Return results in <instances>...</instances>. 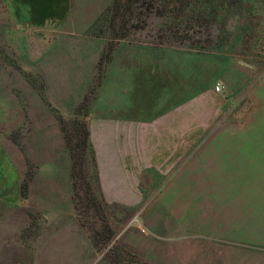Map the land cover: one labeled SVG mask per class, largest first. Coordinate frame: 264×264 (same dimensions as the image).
<instances>
[{
	"label": "rangeland",
	"instance_id": "rangeland-1",
	"mask_svg": "<svg viewBox=\"0 0 264 264\" xmlns=\"http://www.w3.org/2000/svg\"><path fill=\"white\" fill-rule=\"evenodd\" d=\"M113 1L0 0V142L21 174L19 188H61L66 207L62 224H48L34 202L31 222L11 226L18 262L26 245L32 264H264V0H136L116 16ZM118 32L203 55L225 86L224 112L196 153L166 172L138 171L136 212L103 199L89 136L82 165L63 123L49 118L64 117L78 141V104L69 98L83 89L90 51ZM47 104L60 111L41 110ZM129 160L123 169L133 175ZM128 174L106 185L125 194ZM175 207L191 212L193 224L183 218L169 230Z\"/></svg>",
	"mask_w": 264,
	"mask_h": 264
},
{
	"label": "crops",
	"instance_id": "crops-1",
	"mask_svg": "<svg viewBox=\"0 0 264 264\" xmlns=\"http://www.w3.org/2000/svg\"><path fill=\"white\" fill-rule=\"evenodd\" d=\"M53 14L50 11L45 18ZM90 54L88 73L79 79L85 82L83 89L67 103L78 104L72 109L73 120L85 123L89 130L103 199L108 204L134 209L141 203L138 171L148 167L164 172L174 169L183 155L196 153L208 141L206 133L225 107L223 91L215 90L220 77L206 65V57L201 54L129 41L119 35L111 36L103 47H95ZM49 99L54 100L51 95ZM49 108L56 107L41 106V110ZM64 112L63 109L61 114L65 116ZM49 118L56 122V127L65 120L52 115ZM127 158L133 165L129 163L126 168L130 166L133 175L123 169ZM15 165L13 155L0 142V264H21L17 260L16 236L10 242V233H16L15 229L11 232V226L31 222L34 202L44 210L41 214L48 224H62L66 209L61 188H19L16 181L21 174ZM124 174L133 178L130 189L125 194L122 187L112 192V187L106 185L109 178ZM255 202H250L251 207ZM200 203L211 202L202 199ZM176 208L167 214L172 220L165 223L169 230L173 225L185 224L183 218L193 224L196 218L191 212L182 216ZM179 208L186 211L187 201ZM3 239L5 244H1ZM22 249L24 264L27 256L28 264H32V248L27 250L25 245Z\"/></svg>",
	"mask_w": 264,
	"mask_h": 264
},
{
	"label": "trees",
	"instance_id": "trees-1",
	"mask_svg": "<svg viewBox=\"0 0 264 264\" xmlns=\"http://www.w3.org/2000/svg\"><path fill=\"white\" fill-rule=\"evenodd\" d=\"M135 2H136V0H114L113 1V5H112L113 15L114 16L119 15V13H120L121 9L123 8V6L125 7V9L132 8ZM60 16H62V15H60ZM115 35L123 36L125 34L122 35L120 32H118ZM61 121H62V123L64 125V130L66 131V137L68 138V143L70 144L71 148L73 150L77 149L78 151H82V153H81V161H80V163L82 164L83 163V159L85 157V154H84L85 148H84V146H85V144L87 145V143H88L89 130L86 127L85 123H81L79 121L77 123V121L76 122L73 121L74 124H75V127L77 129V134H78V141L74 142L73 136L71 137V135L69 134V132L67 130V129H69V128H67L68 122H66L63 119ZM79 145H82V147H81L82 150L78 147ZM107 230H108L107 231L108 232L107 236H109V239H107V240H111V238L114 236L115 231L113 229H109V228ZM105 232H106L105 229L104 230H96L94 232V238H98V239L102 238L105 235Z\"/></svg>",
	"mask_w": 264,
	"mask_h": 264
},
{
	"label": "built area",
	"instance_id": "built-area-1",
	"mask_svg": "<svg viewBox=\"0 0 264 264\" xmlns=\"http://www.w3.org/2000/svg\"><path fill=\"white\" fill-rule=\"evenodd\" d=\"M224 88H225V86H224V84L221 83V82H217L216 85H215V90H216L217 92H222V91H224Z\"/></svg>",
	"mask_w": 264,
	"mask_h": 264
}]
</instances>
